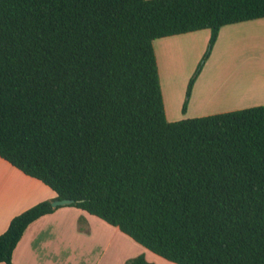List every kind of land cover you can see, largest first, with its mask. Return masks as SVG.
<instances>
[{"label":"trees","instance_id":"obj_1","mask_svg":"<svg viewBox=\"0 0 264 264\" xmlns=\"http://www.w3.org/2000/svg\"><path fill=\"white\" fill-rule=\"evenodd\" d=\"M264 0H0V159L174 264H264V105L168 122L153 42ZM42 201L0 234V264ZM125 264H152L143 254Z\"/></svg>","mask_w":264,"mask_h":264},{"label":"crops","instance_id":"obj_2","mask_svg":"<svg viewBox=\"0 0 264 264\" xmlns=\"http://www.w3.org/2000/svg\"><path fill=\"white\" fill-rule=\"evenodd\" d=\"M251 33L253 57L256 46L261 49L251 69L237 70L223 62L222 49L234 37ZM210 38L209 30L157 39L153 42L159 80L162 73L167 82L161 84L165 117L168 122L204 117L264 105V18L224 26L220 29L210 56L197 77L185 112L186 89ZM191 44L192 57L174 58L175 45ZM225 45V46H223ZM178 52V51H177ZM178 66V75L171 68ZM170 68V69H169ZM222 73V74H220ZM183 76V77H182ZM182 78V79H181ZM181 82V89L179 83ZM212 91L206 111H199L195 99L199 89ZM202 93L198 104L201 106ZM203 106V105H202ZM56 194L41 182L23 175L0 159V234L15 216L34 205L55 200ZM133 248V249H132ZM132 250V251H131ZM134 252V253H133ZM143 254L152 264H174L153 254L132 241L116 227L75 207L63 206L32 222L15 247L11 264H125L126 260Z\"/></svg>","mask_w":264,"mask_h":264},{"label":"rangeland","instance_id":"obj_3","mask_svg":"<svg viewBox=\"0 0 264 264\" xmlns=\"http://www.w3.org/2000/svg\"><path fill=\"white\" fill-rule=\"evenodd\" d=\"M208 45V44H207ZM225 46V45H223ZM175 52L172 53V58L173 60H175L174 58H178L182 55L186 56V57H192V46L191 44H181L180 48L179 45H175ZM207 49V46H206ZM205 49V51H206ZM261 47L258 45L256 46V50L254 53V57H253V43H252V37H251V33H245V34H240L236 37H234L233 39H231V41H228V44L222 49V54H221V58L222 61H228V63L235 65V67H237V70L239 68V70L241 69H251L253 66L254 62H257V58L256 56L258 55L257 53L260 51ZM178 51V52H177ZM189 57V58H190ZM182 58V57H180ZM178 66L172 67L170 70L172 76H180L178 75ZM222 74V73H220ZM183 77V76H182ZM182 79V78H181ZM167 82V78L165 79L164 75L161 73L160 74V86L162 84L163 87V83ZM179 83V82H178ZM180 87H178V91L179 89H181V82L179 83ZM182 90V89H181ZM200 93H202V100H201V106L198 104L199 99H200ZM212 91H209L208 89L204 88L203 89H199V93L195 99L197 108L199 109V111H206L207 107L209 106V104L211 103V101H214L216 98H218L217 96L212 97ZM203 105V106H202ZM133 249V248H132ZM132 251V250H131ZM134 253V252H133Z\"/></svg>","mask_w":264,"mask_h":264},{"label":"water","instance_id":"obj_4","mask_svg":"<svg viewBox=\"0 0 264 264\" xmlns=\"http://www.w3.org/2000/svg\"><path fill=\"white\" fill-rule=\"evenodd\" d=\"M72 204L71 200H53L51 202V207L52 208H58V207H63V206H69Z\"/></svg>","mask_w":264,"mask_h":264}]
</instances>
